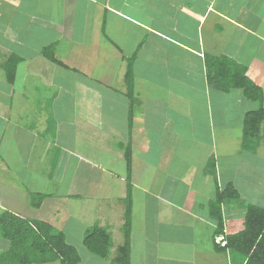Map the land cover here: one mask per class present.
I'll use <instances>...</instances> for the list:
<instances>
[{
	"label": "crops",
	"instance_id": "1",
	"mask_svg": "<svg viewBox=\"0 0 264 264\" xmlns=\"http://www.w3.org/2000/svg\"><path fill=\"white\" fill-rule=\"evenodd\" d=\"M215 57L246 67L264 92V0H0V212L51 223L80 264H115L130 174L131 264H244L217 250L211 202L229 183L240 193L222 203L225 234L244 229L248 204L264 206V122L255 150L243 141V117L264 99L221 89ZM49 149L50 169L31 160ZM52 181L60 193L44 191ZM34 194L46 196L39 207ZM70 203L97 213L89 222L111 233L108 257L84 246L92 226L59 219Z\"/></svg>",
	"mask_w": 264,
	"mask_h": 264
},
{
	"label": "trees",
	"instance_id": "2",
	"mask_svg": "<svg viewBox=\"0 0 264 264\" xmlns=\"http://www.w3.org/2000/svg\"><path fill=\"white\" fill-rule=\"evenodd\" d=\"M43 54L51 61L62 64L55 57L54 46L43 49ZM15 62L13 63V61ZM12 57L8 61L7 76L13 81L16 61ZM209 77L221 89L232 88L242 90L245 98L262 103L264 92L246 74V67L226 57H215L208 60ZM127 93L131 107L135 103L133 72L129 67L125 76ZM264 122V106L249 110L243 117V141L248 149L255 150L260 140L261 125ZM130 153H128V156ZM130 159V158H129ZM128 159V161H129ZM130 165V164H129ZM128 194L125 198V224L123 232L125 241L118 247L114 258L115 264H131V211L132 183L128 175ZM32 204L39 207L44 194H34ZM240 198L238 189L229 183L225 188L217 189L211 202V215L216 222V232L222 234L225 245L216 243L217 250L232 249L242 256L244 264H264V206L248 204L245 210V227L237 233L225 234L222 203L227 200ZM0 237L7 239L10 246L7 251L0 253V264H80L81 257L78 249L69 243L65 234L56 229L51 223L40 219H29L9 210L0 212ZM84 246L93 254L108 257L113 246L111 233L106 227L95 224L88 228L83 238Z\"/></svg>",
	"mask_w": 264,
	"mask_h": 264
},
{
	"label": "rangeland",
	"instance_id": "3",
	"mask_svg": "<svg viewBox=\"0 0 264 264\" xmlns=\"http://www.w3.org/2000/svg\"><path fill=\"white\" fill-rule=\"evenodd\" d=\"M219 136L220 135H216V138L219 137ZM220 138L221 137H219V139ZM51 152H53V149L47 150L46 153L40 152L39 153V156L33 155L34 156V159H31V160L32 161L34 160V163L36 165H39V163L40 164H43V165L45 164V167L44 168H49L50 169V167H51V165L53 163V158H54V156L51 154ZM47 153H48V155H47ZM33 156H31V157H33ZM9 157H11V156H9ZM31 157H29V158H31ZM35 158H38V159H35ZM11 159H13V158L11 157ZM13 160H14L15 163L17 162L16 159H13ZM29 162H31V161H29ZM129 171H131V169ZM20 173H24V174L28 175L25 170L20 171ZM7 177L10 178L9 175ZM25 179H28V178H25ZM41 182H43V181L42 180H40V181L38 180L37 181V183L39 185H41ZM48 188H46V187L44 188L45 189L44 191H46V193L47 192L48 193H60V191L62 189V185H58V183H56L55 181H52L51 188H49V189ZM0 201H2V200H0ZM58 207H59V209L61 210V212L63 214V215H60V214L58 215L59 219H61L68 212H71L72 213L71 216H70V218H68L69 216H64L63 222L68 220L67 224L70 223L71 224V228L74 227V229H79V226L80 225L81 226L82 225L83 226H86V224H87V226H89L91 224L89 221H93L94 222V219H96V217L94 216L96 212H94V210H90V211L88 209L87 210H84V211L82 210L84 208V205H79V207L77 208L76 205H73V203H70V207L67 206V205H63V204L58 205ZM80 210H82V211H80ZM95 210H98L97 207L95 208ZM67 224H66V227H67ZM81 226H80V228H81ZM90 226H92V225H90ZM117 238H118V236L115 239H117ZM119 242H120V240L118 238V243ZM8 246H10L9 241L2 240V239L0 240V248L1 247H4L2 249L4 251H7L8 248H6V247H8ZM179 249H183L182 251L181 250H178V253H177V256L180 257L181 260H188V259H190L191 255L193 253L192 251L187 250V247H184V246H183V248H180L179 247ZM156 253H157V251H156ZM166 261H172V260L166 259ZM50 264H52V263H50ZM54 264H56V263H54Z\"/></svg>",
	"mask_w": 264,
	"mask_h": 264
},
{
	"label": "built area",
	"instance_id": "4",
	"mask_svg": "<svg viewBox=\"0 0 264 264\" xmlns=\"http://www.w3.org/2000/svg\"><path fill=\"white\" fill-rule=\"evenodd\" d=\"M218 241H219L222 245L225 244V241H224V238H223V237H222L220 240L218 239Z\"/></svg>",
	"mask_w": 264,
	"mask_h": 264
},
{
	"label": "clouds",
	"instance_id": "5",
	"mask_svg": "<svg viewBox=\"0 0 264 264\" xmlns=\"http://www.w3.org/2000/svg\"><path fill=\"white\" fill-rule=\"evenodd\" d=\"M220 243V242H219ZM221 244V243H220ZM225 245V244H224Z\"/></svg>",
	"mask_w": 264,
	"mask_h": 264
}]
</instances>
